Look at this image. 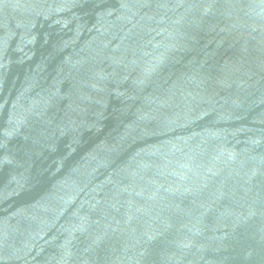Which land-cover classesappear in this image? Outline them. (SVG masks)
<instances>
[{
  "label": "water",
  "instance_id": "obj_1",
  "mask_svg": "<svg viewBox=\"0 0 264 264\" xmlns=\"http://www.w3.org/2000/svg\"><path fill=\"white\" fill-rule=\"evenodd\" d=\"M0 264H264V0H0Z\"/></svg>",
  "mask_w": 264,
  "mask_h": 264
}]
</instances>
